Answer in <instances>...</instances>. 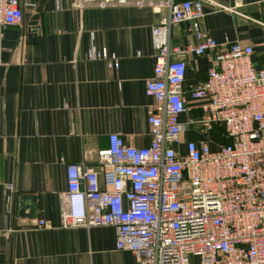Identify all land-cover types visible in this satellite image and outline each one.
<instances>
[{"label":"crops","instance_id":"obj_1","mask_svg":"<svg viewBox=\"0 0 264 264\" xmlns=\"http://www.w3.org/2000/svg\"><path fill=\"white\" fill-rule=\"evenodd\" d=\"M216 1L232 10L204 2L203 28L219 43L228 37L253 46L254 65L264 67V0ZM78 2L20 0L21 23L0 36V264H138L117 247L112 226L63 228L61 195L66 166L99 170L97 152L110 134L138 147L151 142L147 114L156 102L146 81L156 62L152 28L164 11ZM171 37L173 45L198 42L189 21L173 27ZM93 46L115 52L119 67L92 59ZM186 60L183 90L195 104L189 93L206 79L210 62L194 54ZM189 115L180 116L183 144L205 139L215 148L214 138L186 126ZM21 195L36 198L33 217L29 207L20 211Z\"/></svg>","mask_w":264,"mask_h":264},{"label":"built area","instance_id":"obj_2","mask_svg":"<svg viewBox=\"0 0 264 264\" xmlns=\"http://www.w3.org/2000/svg\"><path fill=\"white\" fill-rule=\"evenodd\" d=\"M204 2L232 10L216 0L93 3L164 11L152 28L156 62L146 81L156 102L147 114L152 139L138 147L115 132L97 152L99 170L69 163L61 225L114 227L117 247L138 264H264V67L254 65L253 46L228 37L219 43L203 28ZM23 16L20 0H0V36ZM184 21L198 42L173 45L172 29ZM261 48L264 54V42ZM193 54L207 57L210 67L189 93L200 102L190 104L183 82ZM90 55L119 67L107 47L93 46ZM186 112V126L214 138L215 148L205 139L183 144Z\"/></svg>","mask_w":264,"mask_h":264},{"label":"water","instance_id":"obj_3","mask_svg":"<svg viewBox=\"0 0 264 264\" xmlns=\"http://www.w3.org/2000/svg\"><path fill=\"white\" fill-rule=\"evenodd\" d=\"M19 205L21 207L20 211L22 212L25 208H30V216L33 217L36 211V198L31 195H21L18 199ZM28 205V206H27Z\"/></svg>","mask_w":264,"mask_h":264}]
</instances>
